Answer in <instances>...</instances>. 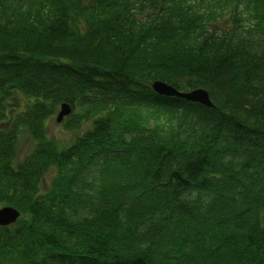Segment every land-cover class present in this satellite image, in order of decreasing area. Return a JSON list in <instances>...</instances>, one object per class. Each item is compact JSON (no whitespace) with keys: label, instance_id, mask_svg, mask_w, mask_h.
<instances>
[{"label":"trees","instance_id":"obj_1","mask_svg":"<svg viewBox=\"0 0 264 264\" xmlns=\"http://www.w3.org/2000/svg\"><path fill=\"white\" fill-rule=\"evenodd\" d=\"M8 206L0 264H264V0H0Z\"/></svg>","mask_w":264,"mask_h":264},{"label":"water","instance_id":"obj_2","mask_svg":"<svg viewBox=\"0 0 264 264\" xmlns=\"http://www.w3.org/2000/svg\"><path fill=\"white\" fill-rule=\"evenodd\" d=\"M153 91L164 97H175L179 99H183L190 103L198 104L207 108H214L213 103L211 102L210 95L208 92L204 90H196L190 93H179L173 87L163 84L162 82H155L152 85ZM61 112L58 116L57 123L62 124L64 120L72 114V109L70 105L64 104L61 106ZM21 213L14 208L6 207L0 209V227H7L14 225L18 222L19 218H21Z\"/></svg>","mask_w":264,"mask_h":264},{"label":"rangeland","instance_id":"obj_3","mask_svg":"<svg viewBox=\"0 0 264 264\" xmlns=\"http://www.w3.org/2000/svg\"><path fill=\"white\" fill-rule=\"evenodd\" d=\"M57 116L58 115H55L51 120H49L46 131L50 140L55 142L61 148L71 146L76 140V138H78V136H80L90 128V124L88 123L87 125V123H85L83 124L80 130H77L75 132L68 131L64 127L66 119L68 118H66L65 122H63L62 124H58L56 120L58 118ZM19 143H20L18 147L19 159L23 160L32 151L33 144L29 138H26ZM51 180H52V175L50 176L48 175L47 180L45 182L46 186H49L50 184L49 182H51Z\"/></svg>","mask_w":264,"mask_h":264}]
</instances>
